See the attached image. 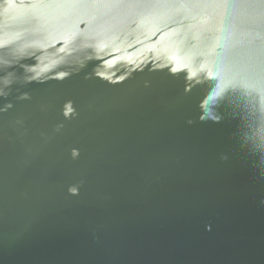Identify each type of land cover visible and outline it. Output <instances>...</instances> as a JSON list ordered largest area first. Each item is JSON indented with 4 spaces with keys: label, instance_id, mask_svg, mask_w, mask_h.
<instances>
[{
    "label": "water",
    "instance_id": "water-1",
    "mask_svg": "<svg viewBox=\"0 0 264 264\" xmlns=\"http://www.w3.org/2000/svg\"><path fill=\"white\" fill-rule=\"evenodd\" d=\"M0 264H264V0H0Z\"/></svg>",
    "mask_w": 264,
    "mask_h": 264
}]
</instances>
